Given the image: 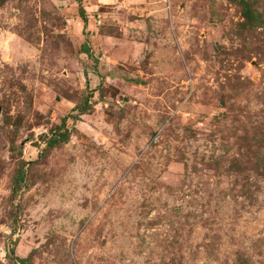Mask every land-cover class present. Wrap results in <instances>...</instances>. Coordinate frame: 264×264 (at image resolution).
<instances>
[{
	"label": "rangeland",
	"instance_id": "obj_1",
	"mask_svg": "<svg viewBox=\"0 0 264 264\" xmlns=\"http://www.w3.org/2000/svg\"><path fill=\"white\" fill-rule=\"evenodd\" d=\"M245 1L0 0V264H264Z\"/></svg>",
	"mask_w": 264,
	"mask_h": 264
},
{
	"label": "trees",
	"instance_id": "obj_2",
	"mask_svg": "<svg viewBox=\"0 0 264 264\" xmlns=\"http://www.w3.org/2000/svg\"><path fill=\"white\" fill-rule=\"evenodd\" d=\"M79 1H81V0H79ZM237 2L242 6V8L244 10L243 11L244 12V17L246 19H252L253 22H254V19H255L254 18V13L255 12L252 10V8L248 4V2L245 1V0H237ZM79 13H80L81 18L84 21V24H86L87 19H86L85 11L83 10V8H80ZM84 51H85V53L90 54V48L88 46H86V45L84 46ZM68 138H69V134L67 133V135L64 134L63 136H61L59 138H54V139L50 140L48 144L50 146H53V145L57 144L60 141L66 142ZM20 260L23 261V258H20Z\"/></svg>",
	"mask_w": 264,
	"mask_h": 264
}]
</instances>
